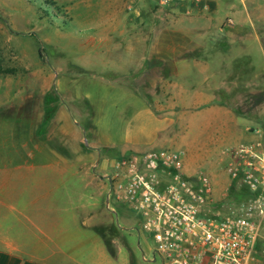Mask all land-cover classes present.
<instances>
[{"label": "crops", "instance_id": "0c3cea01", "mask_svg": "<svg viewBox=\"0 0 264 264\" xmlns=\"http://www.w3.org/2000/svg\"><path fill=\"white\" fill-rule=\"evenodd\" d=\"M128 2L127 8L133 9L131 14L117 16L113 12L93 29L99 31L100 38L116 32L131 43L92 52L100 57L102 73L110 71L117 79L123 78V82L131 77L130 87L125 83L114 84L102 76L92 79L102 81L101 84L76 80L55 82L57 88L73 89L83 106H98L103 97L106 101L116 93V98L125 100L129 114L134 117L133 135L128 134L117 149L113 144L101 145L97 142L96 118L84 127L78 125L71 120V109L65 102H61L60 120L74 126L73 136L81 132L83 139L85 133H94L87 148L94 151L96 160L100 149L112 148L118 154L128 155L173 146L174 151L183 153L181 162L185 172L189 173L193 163L210 168L212 173H209L216 179L212 182L209 178L212 197L221 200L230 180L227 177L226 182L216 164L228 161V150L232 147L243 142H263L258 138L259 130L240 123L245 118L216 95L230 87V72L235 62L233 50L256 37L245 31V25L250 24L249 10H257L264 0ZM107 4L117 8V4ZM146 5L179 15L159 16L149 10L150 14L145 16L140 11ZM120 6L123 8V3ZM176 24L181 28L174 27ZM83 67L92 70L88 63ZM88 84L95 85L91 87L95 89L89 90ZM115 120L119 121L117 116ZM45 143L39 134L33 146L26 127L18 147L0 142V264H89L77 258L83 255V250L78 254L71 251L78 244L82 229L76 224L59 223V209L54 207L56 195L49 190L50 183L43 170L54 172L60 163L43 159ZM11 168H20L19 176L7 175L6 170ZM45 199L48 202L43 207L41 203ZM84 212L88 215L85 209Z\"/></svg>", "mask_w": 264, "mask_h": 264}, {"label": "rangeland", "instance_id": "374dc122", "mask_svg": "<svg viewBox=\"0 0 264 264\" xmlns=\"http://www.w3.org/2000/svg\"><path fill=\"white\" fill-rule=\"evenodd\" d=\"M128 1L0 0V142L18 147L25 127L33 146L37 135L44 138L43 159L60 163L54 172L43 170L50 183L49 190L56 195L54 207L59 209V223L76 224L82 229L78 244L71 251L78 254L83 250V255L77 258L89 264H158L157 258L152 261L153 243L148 233L138 226V217L124 204L106 197L105 173L110 163L122 154L112 148L106 151L98 147L101 154L96 160L94 151L87 148L94 133H85L83 139L81 132L73 136L74 126L60 120L61 102L68 103L71 120L84 127L96 118L97 142L113 144L117 149L135 129L134 117L129 114L125 100H118L115 93V97L106 101L103 97L98 106H83L73 89L57 88L55 82L76 80L101 84L102 81L92 79L102 76L114 84L131 83V77L123 82V78L117 79L110 71L102 73L100 57L93 55L102 47L116 48L131 43L116 32L100 38L99 31L93 29L113 12L117 16L131 14L133 9L127 8ZM109 2L117 4V8L113 9ZM149 10L159 16L179 15L147 5L140 13L146 16ZM249 20L245 31L256 37L233 50L235 62L230 72V87L225 93L219 90L216 96L245 118L240 123L259 130L258 138L264 142V2L257 10H249ZM174 27L179 29L180 24ZM155 31H158L156 26ZM86 63L93 71L83 67ZM94 86L88 84L87 88L95 89L91 88ZM116 116L119 121L115 120ZM162 150L171 151L175 147ZM225 166L226 163H217L216 169L227 182ZM19 171L20 168H11L6 174L19 176ZM209 172L212 173L206 165L193 163L186 174L195 177L203 173L215 181ZM227 187L221 200L212 197L211 207L221 210L222 204L237 206L243 197L241 192L236 190L230 194L231 182ZM47 202L45 199L41 206L46 207Z\"/></svg>", "mask_w": 264, "mask_h": 264}, {"label": "built area", "instance_id": "2783aa9c", "mask_svg": "<svg viewBox=\"0 0 264 264\" xmlns=\"http://www.w3.org/2000/svg\"><path fill=\"white\" fill-rule=\"evenodd\" d=\"M174 150L122 155L110 163L106 197L124 204L152 240L158 264H264V143L228 150L225 173L245 188L237 206H212L203 173L186 174Z\"/></svg>", "mask_w": 264, "mask_h": 264}, {"label": "trees", "instance_id": "16d2710c", "mask_svg": "<svg viewBox=\"0 0 264 264\" xmlns=\"http://www.w3.org/2000/svg\"><path fill=\"white\" fill-rule=\"evenodd\" d=\"M49 2V1H48ZM238 191V192H241V197H242V199L241 200H239V202L237 201V203H236V205H238V204H240V203H242V202H244V201H246L247 199H248V197H249V193L246 191V189L245 188H242V187H236L235 185H234V183H232L231 184V187L229 188V193L231 194L233 191ZM232 191V192H231ZM228 193V194H229Z\"/></svg>", "mask_w": 264, "mask_h": 264}]
</instances>
